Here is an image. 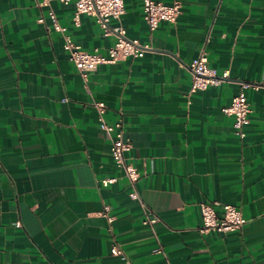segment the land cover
I'll return each mask as SVG.
<instances>
[{"label": "crops", "instance_id": "obj_1", "mask_svg": "<svg viewBox=\"0 0 264 264\" xmlns=\"http://www.w3.org/2000/svg\"><path fill=\"white\" fill-rule=\"evenodd\" d=\"M41 1L0 0V264H264V0H180L177 20L152 35L143 0H124L127 37L153 48L100 64L88 88ZM51 5L77 44L108 55L116 37L88 14L76 22V0ZM203 50L229 77L192 91L189 66ZM242 83L259 85L244 89V137L223 111ZM95 100L123 121L165 253L111 157ZM214 202L237 206L246 223L202 231L200 204ZM114 240L127 257L111 252Z\"/></svg>", "mask_w": 264, "mask_h": 264}, {"label": "built area", "instance_id": "obj_2", "mask_svg": "<svg viewBox=\"0 0 264 264\" xmlns=\"http://www.w3.org/2000/svg\"><path fill=\"white\" fill-rule=\"evenodd\" d=\"M51 1L42 0L40 5L48 7V13L53 25L64 39V49L68 52L70 60L74 63L87 88L90 74L100 64L114 63L128 57H143L147 51L153 48L150 43H141L138 39L127 37V31L121 22L122 16L126 11L124 0H76L74 16L76 22H79L81 14H88L95 18L104 36L116 37V42L109 48L107 56L101 55L98 52L86 51L81 45L77 44L68 33V27L60 23L51 5ZM60 1L68 4L71 0ZM142 10L144 20L152 35L161 22H175L177 20L182 12V2L180 0H174L172 4H166L157 0H143ZM39 21L43 22L44 19L41 18ZM189 67L192 73V91L204 90L211 85L218 86L228 80L229 77L227 71L219 73L215 68L211 67L208 53L204 50L192 61ZM250 86L255 88L259 87L257 84L242 83V90L233 97L230 105L223 108L225 113L234 116L236 134L241 137L245 136L244 126L249 123V116L253 111L244 91L245 88ZM93 106L97 112L100 126L110 140L111 157L129 182V195L141 205L144 215L143 223L155 232L159 242L156 250L165 253L155 230V225L160 221V217L149 209L142 200L137 186L141 173L126 157V151L131 147V140L125 135L123 121L121 119L110 121L106 116L107 105L104 102L95 100ZM115 180L116 178H106L101 181V184L107 186ZM216 205L222 206L223 212L221 214L217 212ZM200 208L203 218L202 231H231L242 228L247 221L241 210L230 203H201ZM108 212L109 207L107 206L105 208V214L109 221H112L113 217L109 216ZM17 225H21L20 221H17ZM111 252L127 257L124 248L117 240H114Z\"/></svg>", "mask_w": 264, "mask_h": 264}]
</instances>
